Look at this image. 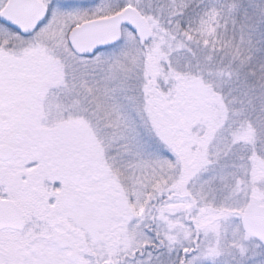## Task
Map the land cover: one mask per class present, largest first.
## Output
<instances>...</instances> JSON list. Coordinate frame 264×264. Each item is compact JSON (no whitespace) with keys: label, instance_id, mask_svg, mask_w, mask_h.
Segmentation results:
<instances>
[{"label":"snow or ice","instance_id":"6c2138e0","mask_svg":"<svg viewBox=\"0 0 264 264\" xmlns=\"http://www.w3.org/2000/svg\"><path fill=\"white\" fill-rule=\"evenodd\" d=\"M0 264H264V0H0Z\"/></svg>","mask_w":264,"mask_h":264}]
</instances>
